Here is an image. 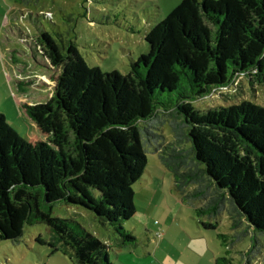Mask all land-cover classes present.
Segmentation results:
<instances>
[{
  "label": "trees",
  "instance_id": "1",
  "mask_svg": "<svg viewBox=\"0 0 264 264\" xmlns=\"http://www.w3.org/2000/svg\"><path fill=\"white\" fill-rule=\"evenodd\" d=\"M60 35L39 28L33 39L57 71L49 103H22L53 147L25 140L0 114V241L19 242L27 225L45 224L49 239L36 240L52 253L113 264L105 241L53 207L82 206L113 228L116 248L135 245L122 224L135 213L132 186L150 147L201 229H216L226 213L232 233H217L226 255L213 264H264L252 237L246 249L234 246L247 230L264 233V105H193L240 75L264 84V0H184L145 33L147 50L124 74L89 67Z\"/></svg>",
  "mask_w": 264,
  "mask_h": 264
},
{
  "label": "rangeland",
  "instance_id": "2",
  "mask_svg": "<svg viewBox=\"0 0 264 264\" xmlns=\"http://www.w3.org/2000/svg\"><path fill=\"white\" fill-rule=\"evenodd\" d=\"M183 1L0 0V114L25 140L45 141L53 147L22 106V103L47 105L54 90L53 76L57 71L43 64L44 59L33 41L39 28L55 36L61 34L72 38L89 67H97L103 73L117 71L124 74L129 69L130 59L147 50L145 33L158 21L165 20ZM33 12H50L52 19L39 16L36 21L37 15ZM241 100L264 105V84L251 82L247 75H240L231 86L215 89L211 94L196 99L193 105L197 110H203L214 106L226 107ZM164 133L170 137L167 125ZM150 150L152 148L149 147L146 151L150 173L144 172L132 186L135 213L122 224L125 230H131L138 237L135 245L116 248L113 228L107 223L104 225L92 211L82 206L58 203L53 207V215L76 220L105 241L113 264H167L169 259L190 261L200 257L190 248L180 254L179 250L184 248L181 244L185 241L179 240L175 233L170 236L174 244L168 248H165V241L161 243L155 237L157 221L161 225L162 221L167 225H177L190 219L194 228L197 223L193 219L192 208L180 202L170 171L165 166L156 165L160 161ZM247 231L244 240L235 242V249H246L247 241L252 237L264 253V233L252 229ZM203 232L214 255L225 256L217 233H232L226 213L218 217L216 229ZM38 235L49 239V228L45 224L27 225L19 242L0 241V264H74L68 255L60 251L52 253L48 244L39 243L36 240ZM179 235L181 237L180 232ZM194 235L192 233L191 236ZM229 255L236 257L235 262L240 257L234 250Z\"/></svg>",
  "mask_w": 264,
  "mask_h": 264
},
{
  "label": "crops",
  "instance_id": "3",
  "mask_svg": "<svg viewBox=\"0 0 264 264\" xmlns=\"http://www.w3.org/2000/svg\"><path fill=\"white\" fill-rule=\"evenodd\" d=\"M156 165L158 167L163 166V164L161 162H159ZM144 172L150 173V171L147 169V166H146V169ZM180 202H181V200H180ZM175 218L178 219L177 215L175 216ZM182 218H184V217H182ZM187 218H190V216H188V214H187ZM162 222H163L162 225L158 221L156 222L157 227H155V231L157 232V234H156L157 236H155V237L159 242L162 243V241H165L167 243L165 248L173 246L172 244H174V242H173V240L170 241V236L173 233H175L177 235V237L179 238V240L185 241V243L181 244L182 246H184V248L179 250V251H181L180 254H182L185 251V249H187V248H190V250H193L196 253L200 254V257L198 259H192L190 261L189 260H180V259H174L173 261H171L169 259L166 262L167 264H213V257L216 255H214L215 253L213 252L212 249H210V246L207 243V241H205L206 236L203 232L204 230L201 229L198 226V224L194 228V223L190 219L188 221L183 220V222H181L180 224H177V225L176 224L175 225H171V224L167 225L165 221H162ZM177 230H179V232L181 233V237H180L179 232ZM192 233L195 234L194 237L191 236ZM161 243H158V246H160ZM163 264H165V263L163 262Z\"/></svg>",
  "mask_w": 264,
  "mask_h": 264
}]
</instances>
